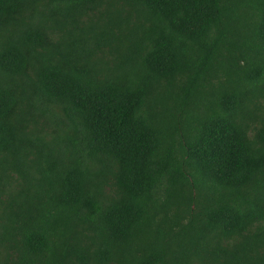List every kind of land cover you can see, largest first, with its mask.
Segmentation results:
<instances>
[{
  "label": "trees",
  "instance_id": "1",
  "mask_svg": "<svg viewBox=\"0 0 264 264\" xmlns=\"http://www.w3.org/2000/svg\"><path fill=\"white\" fill-rule=\"evenodd\" d=\"M0 264H264V0H0Z\"/></svg>",
  "mask_w": 264,
  "mask_h": 264
}]
</instances>
